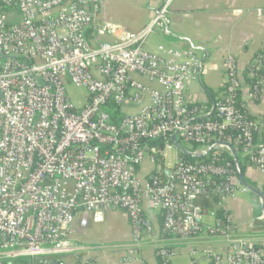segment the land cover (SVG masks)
<instances>
[{"label":"built area","instance_id":"obj_1","mask_svg":"<svg viewBox=\"0 0 264 264\" xmlns=\"http://www.w3.org/2000/svg\"><path fill=\"white\" fill-rule=\"evenodd\" d=\"M172 2L164 0L139 33L94 44L92 35L118 30L97 25L102 0H0V264H65V255L80 250L72 236L80 209H122L138 245L154 231L144 197L164 216L154 239L159 264H170L179 251L175 242L204 232L228 248L202 251L213 264H264V248L239 238L226 204L249 188L235 181L238 170L218 152L242 157L264 174V138L239 103L243 81L232 56L223 63L224 93L207 107L187 98L201 72L194 50L145 47L150 35L165 31ZM247 76L256 99L264 51ZM68 85L88 91L84 104L72 101ZM127 105L137 109L124 111ZM113 106L120 108L118 119ZM174 145L205 159L179 156L166 165V149ZM145 161L152 168L143 181L137 173Z\"/></svg>","mask_w":264,"mask_h":264},{"label":"crops","instance_id":"obj_2","mask_svg":"<svg viewBox=\"0 0 264 264\" xmlns=\"http://www.w3.org/2000/svg\"><path fill=\"white\" fill-rule=\"evenodd\" d=\"M163 3L164 0H102L97 25L111 24L118 30L115 35L106 32L92 35V42L113 41L116 36L139 33L151 23ZM260 8H264V0H173L165 31L157 30L150 35L145 47L158 52V46L164 44L183 50L192 49L197 53L201 60V72L198 79L187 86V98L192 105H206L209 101L213 104L222 97L223 63L227 56H232L243 81L240 101L244 103L248 115L259 124L257 136L264 138V82L259 97L253 99L250 92L254 79L247 76V68L254 57L264 51V13H258ZM136 109L134 105L124 107V111ZM182 152L185 153L179 149L177 158ZM235 162L243 173L245 183L258 188L263 197L251 191L238 173L235 181L247 186L249 191H239L234 200H228V210L244 243L264 245V220L258 219L264 216V174L248 166L242 157H236ZM151 168V164L145 161L138 169V177L144 181ZM142 207L154 231L153 235L144 234L138 245L133 241L132 225L122 209L111 207L101 218H98L97 211L78 210L72 224V236L80 250L65 255V264H159L154 239L161 234L163 213L152 206L148 197L143 198ZM209 219H206L207 224L215 223ZM174 246L179 248L176 255H190L191 264H213L210 256L202 252L205 249L215 253L228 250L223 240L206 232L192 242H175ZM194 251L198 253L194 254Z\"/></svg>","mask_w":264,"mask_h":264},{"label":"rangeland","instance_id":"obj_3","mask_svg":"<svg viewBox=\"0 0 264 264\" xmlns=\"http://www.w3.org/2000/svg\"><path fill=\"white\" fill-rule=\"evenodd\" d=\"M67 90L73 102L78 106L84 104L85 97L88 94V91L85 88L68 85ZM185 147L190 149L191 144L185 143ZM178 152L179 148L176 145L166 149V165L172 166L175 164ZM209 220L210 222L212 221L211 219ZM172 264H191V257L187 253L178 254L173 258Z\"/></svg>","mask_w":264,"mask_h":264},{"label":"trees","instance_id":"obj_4","mask_svg":"<svg viewBox=\"0 0 264 264\" xmlns=\"http://www.w3.org/2000/svg\"><path fill=\"white\" fill-rule=\"evenodd\" d=\"M213 95H214V94H213ZM215 101H216V100H215ZM239 103L242 104V102L240 101V98H239ZM211 104H212V102L209 101V102L206 104V106L209 107ZM109 110L111 111V113H112V115H113V117H114L115 119H118V118L121 116L120 108H115V107L113 106V107H111ZM154 142H155V141H154ZM159 145H160V146H164V143H163V142H160ZM218 152H219L222 156H225L227 159H229V160L232 161V163H233V168H234V170L237 172L236 162H235L234 158H233L232 156H230L228 153L224 152V151H218ZM180 155H181L182 157H184L185 159L190 160V161H195V160H202V159H205V156H200V157L197 156V157H195V156L187 155V154H185V153H183V152L180 153ZM199 202H200L201 204H203V205H206V206L212 207V203H211L209 200H207V199H201ZM217 215H218V217H219V219H218V223H219V225H222V223L224 222V219H223V211H222V210H218V211H217ZM163 221H164V216H163ZM252 246H253V247H262V248H264V245H262V244H254V245H252Z\"/></svg>","mask_w":264,"mask_h":264},{"label":"water","instance_id":"obj_5","mask_svg":"<svg viewBox=\"0 0 264 264\" xmlns=\"http://www.w3.org/2000/svg\"><path fill=\"white\" fill-rule=\"evenodd\" d=\"M177 146H178L179 149L183 150L186 154H188L190 156H195V157L197 156V154H191L190 152H188L183 146H181V145H177ZM235 161H236V157H235ZM238 173H239L240 178L244 182V184H246L245 180H244L243 173H242V171H241V169L239 167H238ZM247 186L251 189V191H254V192L258 193L259 195H261L263 197L262 192L258 188L254 187V186L252 187L250 185H247ZM263 200H264V198H263ZM262 208L264 209V201H263V207ZM103 214H104V211H97L98 218L99 217L101 218L103 216ZM239 247L240 246H237V248H239ZM51 264H58V263L56 261H52Z\"/></svg>","mask_w":264,"mask_h":264}]
</instances>
